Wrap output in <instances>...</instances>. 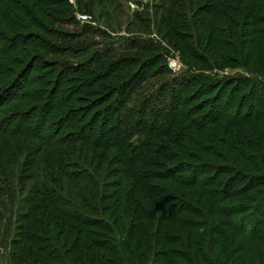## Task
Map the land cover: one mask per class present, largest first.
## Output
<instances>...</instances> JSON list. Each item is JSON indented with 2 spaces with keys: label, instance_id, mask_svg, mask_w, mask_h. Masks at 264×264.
I'll use <instances>...</instances> for the list:
<instances>
[{
  "label": "trees",
  "instance_id": "trees-1",
  "mask_svg": "<svg viewBox=\"0 0 264 264\" xmlns=\"http://www.w3.org/2000/svg\"><path fill=\"white\" fill-rule=\"evenodd\" d=\"M104 1L75 0L80 10ZM160 7L113 48L86 41L88 23L70 29L68 0H0V238L11 234L9 264H220L226 228L258 233L264 0ZM165 40L186 67L176 75ZM231 64L244 73L210 80ZM249 210L258 214L234 216ZM224 253L223 263H240Z\"/></svg>",
  "mask_w": 264,
  "mask_h": 264
},
{
  "label": "rangeland",
  "instance_id": "rangeland-1",
  "mask_svg": "<svg viewBox=\"0 0 264 264\" xmlns=\"http://www.w3.org/2000/svg\"><path fill=\"white\" fill-rule=\"evenodd\" d=\"M68 3L73 8V14H75V23H73L70 26V29L78 30L83 24H89V26H92L93 33H86L84 35V38L86 41L92 40L95 42V44L98 45H113L112 47H118L122 48L125 43V38H132L133 36L139 34L138 32L143 31V24H139V16H147L146 11L148 10L150 13L155 12L158 13V16L161 15L162 8L160 6L164 5V0H106L104 2H101L94 6H89L90 9H88V5H83V10H80L77 8V4L75 0H68ZM88 10V11H87ZM87 12V13H85ZM91 14H89V13ZM78 16L82 15H89L86 22H81ZM81 19V18H80ZM98 28V31L96 29ZM151 28V27H150ZM138 31V32H137ZM156 32V28H151L150 37L157 42H159V37L154 33ZM138 37H143L139 35ZM124 38V40H123ZM120 39V41H119ZM166 41V40H165ZM161 41V44L163 45V53H164V59L166 62V66L169 69L171 75H176L178 72L180 73L181 70H184L186 67L182 62V58L180 57V54L177 51H174L171 46L167 44V41ZM173 42V41H172ZM173 61H175V67H172ZM178 69V70H177ZM205 73L215 74V71H203ZM34 71H31V74H33ZM243 72L242 67L237 66L236 64H231L228 68H225L224 70H220L217 72L218 76L217 78H211V81H214L216 79L217 81L223 78V80H226V78H231L234 76H238ZM219 80V81H220ZM152 79L146 78L145 82H150ZM152 86V85H151ZM153 88H158V85L152 86ZM212 94V95H211ZM214 95V91L210 93V96ZM224 99V98H223ZM203 100V99H202ZM207 102V101H205ZM129 104V101L127 102ZM209 105V103H207ZM3 111L0 112V116H2L4 113ZM2 113V114H1ZM214 114V113H213ZM212 115V114H211ZM163 116V115H162ZM138 117V115H137ZM150 125V122H145L144 127L145 131L148 129ZM108 152H112V150H108ZM106 155L109 156L107 153ZM99 172V171H98ZM238 202V201H237ZM249 209L251 207V204L245 203V205ZM227 209V208H226ZM251 210L249 211H240L237 213H234V216L239 219L242 216H246L249 214ZM248 213V214H247ZM258 214V213H256ZM254 214V211H252L248 217ZM218 219V217H215ZM245 217H242V219ZM231 228H226L225 232L228 236V239H231V242H227V239L224 241L225 245H219L218 250L214 251L215 258L218 254L221 256V258L217 257L218 260H220V264H230L231 260L227 258V263H223L224 256L226 257L225 251L232 252L235 254V257L238 258L240 256L238 264H264V217L262 213L257 217L255 222V229L258 230V233H255L253 238L250 237H242L238 234H236L234 231L230 230ZM215 236V235H214ZM216 238V236H215ZM10 240H11V234H9L5 239L0 238V264H9L7 261V254L9 253L8 249L10 246ZM224 240V239H223ZM136 241L133 244V246H136ZM223 247V248H222ZM211 256L212 253L210 252ZM242 255V256H241ZM215 260V259H214ZM217 261V260H216ZM234 263V262H233ZM156 264H162V260L159 258Z\"/></svg>",
  "mask_w": 264,
  "mask_h": 264
},
{
  "label": "built area",
  "instance_id": "built-area-1",
  "mask_svg": "<svg viewBox=\"0 0 264 264\" xmlns=\"http://www.w3.org/2000/svg\"><path fill=\"white\" fill-rule=\"evenodd\" d=\"M77 17L78 19L81 21V22H86L88 17H90L89 15L85 14V15H82V16H78L77 14ZM81 18V19H80ZM175 61H173V64L171 65L172 67H175ZM178 70V69H177Z\"/></svg>",
  "mask_w": 264,
  "mask_h": 264
}]
</instances>
